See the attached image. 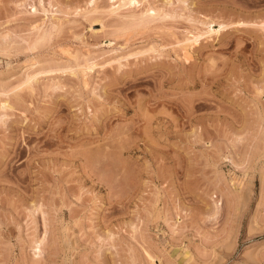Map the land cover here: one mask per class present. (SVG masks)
Wrapping results in <instances>:
<instances>
[{"label":"rangeland","instance_id":"1","mask_svg":"<svg viewBox=\"0 0 264 264\" xmlns=\"http://www.w3.org/2000/svg\"><path fill=\"white\" fill-rule=\"evenodd\" d=\"M135 1L0 0V264H264V0Z\"/></svg>","mask_w":264,"mask_h":264},{"label":"bare ground","instance_id":"2","mask_svg":"<svg viewBox=\"0 0 264 264\" xmlns=\"http://www.w3.org/2000/svg\"><path fill=\"white\" fill-rule=\"evenodd\" d=\"M115 3H119L118 5H114L112 7V9L110 10L111 11V14L115 15L117 13L118 10H120V8H122L123 6L127 5V4H132L135 0H114ZM136 2V1H135ZM221 28V27H220ZM222 30V29H221ZM210 31V30H209ZM210 32H212L213 34L216 33V34H219V32H214L213 30H211ZM198 35V34H197ZM197 37V36H196ZM198 39V38H196ZM192 41V40H191ZM187 43V41H186ZM189 43V42H188ZM184 44V43H183ZM87 69H92V67H87ZM29 78V77H28Z\"/></svg>","mask_w":264,"mask_h":264}]
</instances>
